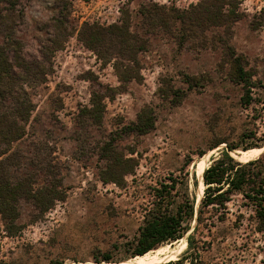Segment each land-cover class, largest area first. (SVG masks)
Wrapping results in <instances>:
<instances>
[{
	"label": "rangeland",
	"instance_id": "1",
	"mask_svg": "<svg viewBox=\"0 0 264 264\" xmlns=\"http://www.w3.org/2000/svg\"><path fill=\"white\" fill-rule=\"evenodd\" d=\"M200 1L64 0L61 8L58 0H18L22 15L15 36L33 75L16 71L33 110L25 137L12 150L35 187L59 181L64 198L43 214L30 199L19 200L20 229L9 235L1 226L0 264H83L105 255L111 262L131 259L127 243L142 224L152 186L173 176L197 208L204 189L195 174L199 160L209 154L208 166L227 144L264 137V0H225L223 12H232L203 26L187 22L182 30L150 25L139 13L151 3L189 11ZM123 11L143 41L135 62L112 57L118 51L114 43L99 54L78 39L84 23H120ZM233 55L254 82L257 100L249 107L241 103V84L232 79ZM9 57L13 61L11 52ZM125 67L134 78L120 77ZM143 107L152 110L155 123L139 135L126 126ZM106 143L127 160L112 169L118 179L134 170L120 185L102 181L108 176ZM227 217L196 231L200 264H264V233L246 235L234 226L233 214ZM194 225L162 246L180 248V258Z\"/></svg>",
	"mask_w": 264,
	"mask_h": 264
},
{
	"label": "trees",
	"instance_id": "2",
	"mask_svg": "<svg viewBox=\"0 0 264 264\" xmlns=\"http://www.w3.org/2000/svg\"><path fill=\"white\" fill-rule=\"evenodd\" d=\"M59 5L65 7L64 0H58ZM225 0H213L208 3L202 0L193 5L188 11H180L173 6L151 3L140 8L139 13L150 21V25L179 26L190 24L205 25L225 16ZM18 0H0V233L3 231L11 235L20 228L16 224L19 217L18 202L20 199L31 200L40 213H45L57 200H63L59 181L35 187L36 182L30 173L21 172L20 156L12 145L21 141L26 135V124L29 120L33 104L22 88L21 75L16 68L24 73V77L33 75L31 63L21 57V42L15 36L16 23L21 18L17 9ZM148 8H150L148 10ZM213 17V18H212ZM213 19V20H212ZM131 21L127 11H123L120 23L101 26L97 23H84L78 33V39L97 53L110 43L118 48L116 54L124 61L135 62L136 53L143 49V41L131 30ZM11 52L13 61L10 60ZM232 79L243 88L241 103L249 107L255 100L252 93L253 80L251 73L245 68L238 56H232ZM118 68V65H117ZM39 73V72H38ZM41 71V80L43 79ZM120 77L127 81L134 76L129 75L126 68ZM190 79V78H189ZM190 86V80L187 82ZM179 96L178 94H175ZM90 114L94 110H87ZM155 118L151 109L143 107L127 129L142 135L154 128ZM245 134H242L244 137ZM264 137L255 142L227 144L219 153L212 156L209 165L204 169L201 183L204 186L203 195L195 208V198H190L187 190H182L184 183L170 176L167 180H160L151 188V198L145 208L142 224L127 245L130 247V257L142 255L158 247L177 241L185 236L191 224L195 221L192 232L186 237L188 249L177 260H170L158 264H200L199 248L194 245V236L200 226L210 230L215 223H223L228 214L234 215L233 224L242 228L246 235L255 236L264 233V151L256 157L245 154H258L264 145ZM222 141L213 144L218 146ZM263 144V145H262ZM105 158H109L108 172L103 183L114 182L122 184L124 175L134 174V170L126 171L118 179L114 167H118L127 160L114 154L111 145L106 143ZM241 149L240 153L231 155V151ZM243 152V153H242ZM200 152L199 155H203ZM130 161L133 158H128ZM27 170V169H26ZM29 171V170H28ZM178 183L181 185L178 187ZM193 185L197 179L193 173ZM197 199V201L199 200ZM233 204L235 209L230 208ZM95 262H111L112 258L105 255L102 259L95 258ZM157 264V263H156Z\"/></svg>",
	"mask_w": 264,
	"mask_h": 264
},
{
	"label": "bare ground",
	"instance_id": "3",
	"mask_svg": "<svg viewBox=\"0 0 264 264\" xmlns=\"http://www.w3.org/2000/svg\"><path fill=\"white\" fill-rule=\"evenodd\" d=\"M263 151L264 150L260 151L258 154H256V156H258ZM208 155L209 154H205L197 163V166L195 168V174L197 179H201L202 173L204 169L207 167L206 158L208 157ZM179 249L180 248L173 249L172 247L171 249H169L168 246L165 247L162 246L156 250H151L142 255H137L131 259L123 260L120 262H101V263L84 262L83 264H156V263L175 259L178 253L180 252Z\"/></svg>",
	"mask_w": 264,
	"mask_h": 264
},
{
	"label": "water",
	"instance_id": "4",
	"mask_svg": "<svg viewBox=\"0 0 264 264\" xmlns=\"http://www.w3.org/2000/svg\"><path fill=\"white\" fill-rule=\"evenodd\" d=\"M101 262H107V261H101ZM101 262H95V261H94V263H101Z\"/></svg>",
	"mask_w": 264,
	"mask_h": 264
}]
</instances>
